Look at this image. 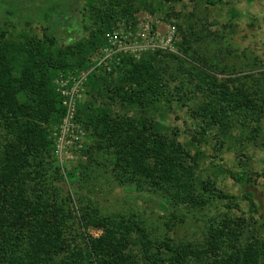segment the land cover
<instances>
[{
	"label": "trees",
	"instance_id": "obj_1",
	"mask_svg": "<svg viewBox=\"0 0 264 264\" xmlns=\"http://www.w3.org/2000/svg\"><path fill=\"white\" fill-rule=\"evenodd\" d=\"M26 1L0 0V25L7 19L24 32L0 43V264H264V243L240 242L230 231L237 229L232 220L231 228L217 230L203 245L154 238L131 218L102 216L85 205L82 193L91 170L102 169L120 184L145 187L159 197L169 212L164 225L174 230L204 209L213 193L210 181L200 178L199 162L190 160L177 133L163 123L165 112L186 107L199 128L201 121L223 135L237 130L252 143L264 136V99L249 96L239 80L217 79L213 64L189 53L184 43L182 56L148 52L138 59L118 54L104 65L91 62L120 19L133 20L124 0L91 10L93 23L81 40H75L80 0ZM41 21L49 35L25 33ZM90 69L95 70L86 76L74 113V122L88 134L82 141L90 139L80 150L87 158L74 174H63L51 137L65 116L55 80ZM220 168L235 184L249 182L244 173ZM66 179H75L71 192L78 214L71 193L63 195ZM90 229L101 233L94 237Z\"/></svg>",
	"mask_w": 264,
	"mask_h": 264
},
{
	"label": "rangeland",
	"instance_id": "obj_2",
	"mask_svg": "<svg viewBox=\"0 0 264 264\" xmlns=\"http://www.w3.org/2000/svg\"><path fill=\"white\" fill-rule=\"evenodd\" d=\"M33 1L35 0L26 2ZM107 1H79L80 27L75 40L87 38L93 23L89 15L96 7L101 11L102 5ZM124 1L123 6L128 7L126 9L131 12L133 20L124 22L120 19L117 26L105 35L104 45L91 57V62L101 61L102 58L112 59L118 54L138 59L148 52L182 56L181 45L184 43V47L188 45L189 53L213 64L214 69L210 72L217 79L228 80L230 83L239 80L249 96L264 99L262 1L221 0L216 5H209L205 0H183L177 3H164L161 0ZM22 6H25L24 2ZM20 33L24 32L4 19L0 25V43L18 40ZM25 33L37 37L49 35L45 21L32 25ZM107 35L112 37L110 43ZM66 44L68 43H64ZM94 70L90 69L89 72ZM160 114L161 112L156 115L157 119L161 118ZM199 122L202 129L191 120L186 107L177 105L166 111L163 119L167 128L177 133L179 145L189 151L190 160L199 162L201 180H209L212 187L210 192L221 196V199L212 194L210 203L204 209L189 214L183 224L177 225L174 230H168L164 225L169 219V212L166 210L168 207L161 204L159 197L145 187L120 184L108 173L104 174L102 169H92L82 190L88 200L85 205L97 207L105 217L122 218L123 221L131 218L134 222H140V227L147 233L154 234V238L168 235L174 240L203 245L217 230L231 228L228 222L232 220L237 229L232 228L230 231L240 235V242L251 240L252 243L263 244L264 136L258 135L251 143L244 138L246 135L239 136L237 130L223 135L215 129H205L206 125ZM83 132L88 135L86 131ZM201 132H204L203 137ZM89 141L86 136L80 142L82 145L78 150L75 147L62 149L61 156L56 157V163L63 174H74V167L87 158L80 154V150ZM191 141L198 146L199 153L192 149ZM252 144L254 145L251 146ZM220 166L244 173L249 182L235 184L221 173ZM108 170L105 169L106 172ZM75 186V179H66L62 188L64 196L71 193L73 213L78 214L76 197L71 192ZM244 193H250L251 196L245 198ZM100 233L101 231L88 230V234L94 237Z\"/></svg>",
	"mask_w": 264,
	"mask_h": 264
},
{
	"label": "built area",
	"instance_id": "obj_3",
	"mask_svg": "<svg viewBox=\"0 0 264 264\" xmlns=\"http://www.w3.org/2000/svg\"><path fill=\"white\" fill-rule=\"evenodd\" d=\"M107 38L110 43L112 37L107 35ZM105 61V58H102L97 64L104 65ZM88 74H90L89 71L86 73L82 72L76 78L69 76L55 80L58 92L64 97L62 105L65 108V116L52 128L51 132L55 157L61 156L62 149L75 147L78 150L82 145L80 142H82L84 132L74 122V113L76 103L81 97L83 84Z\"/></svg>",
	"mask_w": 264,
	"mask_h": 264
}]
</instances>
